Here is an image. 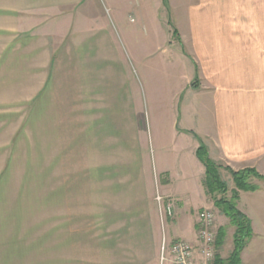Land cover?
I'll return each mask as SVG.
<instances>
[{
  "label": "crops",
  "instance_id": "obj_1",
  "mask_svg": "<svg viewBox=\"0 0 264 264\" xmlns=\"http://www.w3.org/2000/svg\"><path fill=\"white\" fill-rule=\"evenodd\" d=\"M130 9L0 0V264H157L172 220L163 229L157 188L174 187L185 214L196 206L182 186L210 207L192 177L201 141L215 163L264 176V0H217L191 18L200 83L190 84L202 98L171 116V140L189 144L171 152L173 166L150 152ZM250 182L237 200L252 228L241 260L264 264V178ZM198 228L170 231L198 244Z\"/></svg>",
  "mask_w": 264,
  "mask_h": 264
},
{
  "label": "rangeland",
  "instance_id": "obj_2",
  "mask_svg": "<svg viewBox=\"0 0 264 264\" xmlns=\"http://www.w3.org/2000/svg\"><path fill=\"white\" fill-rule=\"evenodd\" d=\"M145 3L147 5H145ZM130 6L131 9L126 11L130 17L125 23L127 24V28L125 27V29L128 30L126 34L130 31L131 34L134 35V37H131L132 35L130 34L129 38L131 48L134 49L130 57L134 65L133 68L137 69L142 80L141 110L144 112L146 118V134L150 143V152L153 151V156L155 155L158 161L160 159L162 163L169 165L172 161L171 165L173 166L175 163L172 159L170 161V157L173 155L171 152L175 151L177 148L189 149V144L184 142L175 144V142L171 140V116L178 109H183L186 104L188 106L191 103V106H197V103L202 98V96L195 95L193 88V86H197L195 85L196 83H200V79L194 74L195 69L191 61L193 58L191 56L194 54L193 46H196L193 41L194 33L189 27L191 25V18L204 17L207 11H202V8L205 6L206 8L216 7L217 0H130ZM157 45H161L162 47L165 45L168 52L157 54L156 50H154L149 54H156V56H149L144 59V52ZM197 46L199 47L200 44L197 43ZM139 54L140 57L137 60ZM187 56L191 59L188 60L186 58ZM194 61L197 66L200 64L197 55ZM190 83L194 85L192 86ZM201 88L203 87H200V89ZM183 90H186V92L183 93ZM181 97H183V99ZM193 113L196 115L195 111H193ZM197 149L194 151L195 158L198 157ZM201 164L202 167L197 165V163L195 164L192 177L197 180L203 177V187L205 188V193L207 192L206 195L208 198L210 197L211 201L210 207L201 209L197 207L200 204L199 188H186L182 186L177 189L181 192H187L189 194V203L196 206L193 208L184 207V209L187 208V213L185 214L183 213V209L181 212L177 206V204L180 205L182 201L180 197L175 195L174 187L157 188V194H161L165 196L166 199L176 202L177 206L174 217L172 220L168 219L170 221L166 226L168 242L171 243L179 238L171 233L170 229L172 230V227H174V230L180 227L184 229H189V227L193 226L196 227L198 224L199 212L205 208L211 209L215 214V231L217 234L221 227L226 228V239L223 247H221L222 257L224 256L223 258H227L234 248L236 227L232 225L230 219L218 209L216 203L221 200V198L233 200L234 192L237 191V188L230 171L225 166L219 165L220 167L216 173L225 186V189L224 191L220 190L214 193L209 192L205 185V165L202 162ZM251 178L252 177H250V179ZM170 190H173V192ZM212 203L214 206L211 205ZM219 214H222L221 220ZM227 222L229 223L226 224ZM174 230L172 231L174 232ZM220 248L217 249L219 254ZM157 264H172L170 256L169 261H162L160 258Z\"/></svg>",
  "mask_w": 264,
  "mask_h": 264
},
{
  "label": "trees",
  "instance_id": "obj_3",
  "mask_svg": "<svg viewBox=\"0 0 264 264\" xmlns=\"http://www.w3.org/2000/svg\"><path fill=\"white\" fill-rule=\"evenodd\" d=\"M197 156L201 162L205 165L206 180L205 185L209 192L214 193L217 191H224L225 186L217 176V170L219 164L212 161L208 155L206 146L202 141L197 149ZM233 176L237 191L234 192L233 200H226L221 198L216 203V206L220 211L226 215L232 225L236 227L234 234V248L229 257L223 258L218 252L215 256L214 264H242L241 253L246 247L249 238L252 235V228L250 219L242 213L237 207V200L239 199V190L253 191L257 189V186L249 182L250 177H262L255 169L245 168L242 170H233L226 167ZM226 228L221 227L217 234L216 247L219 249L223 246L226 239Z\"/></svg>",
  "mask_w": 264,
  "mask_h": 264
},
{
  "label": "built area",
  "instance_id": "obj_4",
  "mask_svg": "<svg viewBox=\"0 0 264 264\" xmlns=\"http://www.w3.org/2000/svg\"><path fill=\"white\" fill-rule=\"evenodd\" d=\"M156 201L159 204L162 227L165 229L167 220L175 215L176 202L161 194H157ZM198 225V245L182 238L169 243L168 238L164 237L161 247L162 261H169L170 256L172 264H214L217 254L214 212L207 208L201 210Z\"/></svg>",
  "mask_w": 264,
  "mask_h": 264
}]
</instances>
